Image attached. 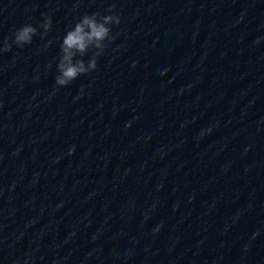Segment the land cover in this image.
<instances>
[{
  "label": "water",
  "instance_id": "95a60500",
  "mask_svg": "<svg viewBox=\"0 0 264 264\" xmlns=\"http://www.w3.org/2000/svg\"><path fill=\"white\" fill-rule=\"evenodd\" d=\"M0 264H264V0H0Z\"/></svg>",
  "mask_w": 264,
  "mask_h": 264
},
{
  "label": "clouds",
  "instance_id": "9594fccd",
  "mask_svg": "<svg viewBox=\"0 0 264 264\" xmlns=\"http://www.w3.org/2000/svg\"><path fill=\"white\" fill-rule=\"evenodd\" d=\"M112 9H109L111 12ZM119 16L105 15L100 17L99 13L83 16L74 27L69 30L63 38L60 46V60L57 65L59 75L56 76L55 85L66 87L72 81L82 75H87L97 69V57L105 50V41H111L112 26H119ZM45 33L50 29L51 20L45 18L40 25ZM37 35V29L26 24L14 33V43L24 46L32 42L33 36ZM90 49H95L87 64L82 59ZM5 51H10V46L5 42ZM79 56L81 59H76Z\"/></svg>",
  "mask_w": 264,
  "mask_h": 264
}]
</instances>
